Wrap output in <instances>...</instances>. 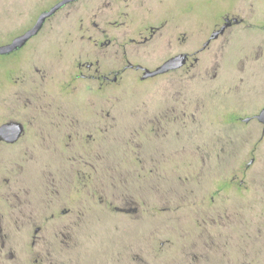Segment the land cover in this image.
I'll use <instances>...</instances> for the list:
<instances>
[{"label":"flooded vegetation","instance_id":"obj_1","mask_svg":"<svg viewBox=\"0 0 264 264\" xmlns=\"http://www.w3.org/2000/svg\"><path fill=\"white\" fill-rule=\"evenodd\" d=\"M59 1L34 0L42 6L38 15L3 44ZM251 1L236 0L219 15L198 18L191 6L179 10V0H73L16 50L42 33L58 12L77 13V28L62 36L71 51L62 45L53 60L20 57L13 76L0 79V264H88L85 257L90 258L100 229L125 241L103 242L91 264H150L149 246L158 241L194 242L173 222L183 200L197 196L183 179L227 155L213 154L215 146L228 148L227 124L264 132L259 118L264 94L253 105L237 102L240 110H249L243 114L221 110L226 101L207 106L200 90L230 88L246 80L248 60L264 61V8ZM238 37L256 40L240 50L241 73L230 66L228 74V50ZM173 59L170 68L156 72ZM131 94L137 101L130 117L137 120L118 132L126 109H115V103ZM215 114L223 135L212 143L206 131ZM191 127L192 148L147 146ZM116 141L122 148L118 160L110 149ZM180 166L191 170L181 173ZM223 177L217 180H225L224 188L216 181L205 198L216 199L237 179ZM219 215L211 222L224 217ZM148 219L165 226L152 232V240H139L130 230L145 227Z\"/></svg>","mask_w":264,"mask_h":264},{"label":"rangeland","instance_id":"obj_2","mask_svg":"<svg viewBox=\"0 0 264 264\" xmlns=\"http://www.w3.org/2000/svg\"><path fill=\"white\" fill-rule=\"evenodd\" d=\"M234 1L236 0H179L177 7L182 10L191 6L198 18L204 15L211 17L221 14L227 5ZM1 2L2 0H0V45L8 40L9 34L22 31L42 8V6L34 4V0H5L7 4L4 5ZM251 2H254L256 7L264 8V0H252ZM5 5L10 6L11 9L6 10ZM77 24L78 15L76 12L70 16H67L64 11L58 12L45 30L34 37L24 49L16 51L17 53L14 51L15 53L0 54V79L13 76L16 70L15 63L20 57H24V61H31L37 57L53 60L59 51L58 47L62 45L66 52L71 51L73 45L63 44L62 36L67 31L76 29ZM254 40H256L255 37L235 39L234 44L228 50V61L225 62L228 74L230 66L234 69V74H236L235 70L239 72L240 66L245 63L243 60L245 54L240 50ZM51 65L54 67L56 63H51ZM246 75V80L235 81L230 88L225 90L215 92L207 86L200 87L201 94L205 99L204 104L209 106L211 100L226 101V106L221 110L225 112L239 110L246 114L249 110H240L239 106L237 107V102L253 105L264 94V61L254 63V61L248 60ZM3 89L0 86V93L3 92ZM134 98L131 94L126 99L127 101L117 100L115 103V109H126L120 112L118 132L124 131L129 121L133 123L137 120V117L134 120L130 117L133 116L130 110L137 101ZM8 102L12 105L15 100L10 96ZM214 109L212 110L216 111ZM218 121L219 116L216 114L209 117L211 127L207 128L206 136L211 137L212 143L219 142L220 135H223L218 132ZM232 126L235 124H227V150H220L218 146H215L216 150L213 152L215 156L224 152L227 155L210 166H199L197 172L193 173L192 171L183 179L186 187L194 189L197 196L183 200L179 208V215H175L173 222L175 226L188 234V240L195 238L194 242L191 244L183 242L171 246L169 244L161 245L158 241L156 245L149 246L148 260L150 264H177V262L179 264H264V132L260 130L253 133L250 126L244 127V129H233ZM194 132L192 127L186 128L182 130L180 137H170V140L160 137L149 142L147 146L166 149L171 146L184 145L192 148L194 141L191 137ZM111 143L110 149L113 150L115 158L118 160L122 152L121 143L120 141ZM175 157L177 158V155ZM251 158H254V162L246 167ZM179 168L181 173L191 170L187 166ZM221 176H225L223 178L228 181H231L233 176H237V179L221 192L220 197L212 200L205 198L204 194L215 191L216 181L218 187L220 185L224 188L225 180H217ZM31 178L36 179L37 177ZM175 183H177L176 179ZM183 187L180 184V191L184 190ZM220 213L224 217L219 222L212 223V219L219 218ZM163 226L165 225H162L160 220L148 219L145 227L133 225L130 232L133 236L136 234L139 240L144 241V238L147 237L149 241L152 240V232L163 228ZM110 231L107 235L103 234L101 229L96 231V239L91 245V256L88 259L85 257L86 262L89 260L88 264L92 263L91 258L100 256L98 253L103 242L114 240L115 244H120L125 241L120 238L117 232ZM128 233L127 229L124 237H127Z\"/></svg>","mask_w":264,"mask_h":264},{"label":"water","instance_id":"obj_3","mask_svg":"<svg viewBox=\"0 0 264 264\" xmlns=\"http://www.w3.org/2000/svg\"><path fill=\"white\" fill-rule=\"evenodd\" d=\"M71 1L73 0H60L51 8L41 12L36 23L32 27L28 28L24 33L14 37L12 41L0 45V54H9L24 46L31 37L35 36L39 32V30L43 27L45 21L49 16H52L61 7H63L64 5H66ZM174 61L175 59L168 61L162 68H160L156 72L167 70L172 66V64H174ZM259 118L264 122V109L259 114Z\"/></svg>","mask_w":264,"mask_h":264}]
</instances>
